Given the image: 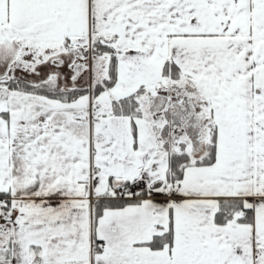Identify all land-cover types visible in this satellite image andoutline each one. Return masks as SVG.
I'll use <instances>...</instances> for the list:
<instances>
[{
	"label": "snow or ice",
	"instance_id": "snow-or-ice-1",
	"mask_svg": "<svg viewBox=\"0 0 264 264\" xmlns=\"http://www.w3.org/2000/svg\"><path fill=\"white\" fill-rule=\"evenodd\" d=\"M0 264H264V0H0Z\"/></svg>",
	"mask_w": 264,
	"mask_h": 264
}]
</instances>
